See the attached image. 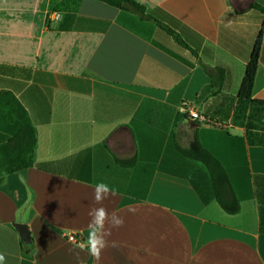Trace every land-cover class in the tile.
Returning <instances> with one entry per match:
<instances>
[{
  "label": "crops",
  "instance_id": "crops-1",
  "mask_svg": "<svg viewBox=\"0 0 264 264\" xmlns=\"http://www.w3.org/2000/svg\"><path fill=\"white\" fill-rule=\"evenodd\" d=\"M134 1L143 16L101 0H0V91L35 131L32 166L0 182V253L6 264H264V146L232 122L259 34L252 98L264 102V0ZM17 130L0 110V145ZM194 140L224 170L237 214L176 151ZM100 181L124 225L97 260L67 236L85 241Z\"/></svg>",
  "mask_w": 264,
  "mask_h": 264
},
{
  "label": "trees",
  "instance_id": "trees-1",
  "mask_svg": "<svg viewBox=\"0 0 264 264\" xmlns=\"http://www.w3.org/2000/svg\"><path fill=\"white\" fill-rule=\"evenodd\" d=\"M101 1L128 12L142 16L144 14V7L134 0ZM260 42L259 34L245 65L233 109L232 122L235 126L244 128L248 144L264 146V102L252 98ZM0 110L8 122L18 123L17 132L0 145L1 182L4 175L32 166L35 131L24 108L11 93L0 91ZM176 151L182 157L201 162L207 168L214 199L225 213L237 214L240 210L239 202L230 187L224 170L214 156L205 150L197 140H194L188 148L176 146ZM133 162L134 160L124 161L121 164L129 166Z\"/></svg>",
  "mask_w": 264,
  "mask_h": 264
},
{
  "label": "clouds",
  "instance_id": "clouds-1",
  "mask_svg": "<svg viewBox=\"0 0 264 264\" xmlns=\"http://www.w3.org/2000/svg\"><path fill=\"white\" fill-rule=\"evenodd\" d=\"M113 194V189L110 185L100 181L94 185L93 202L99 207H91L89 210V224L88 235L84 242L80 243L78 247L81 251L87 252L90 256L95 257L97 260L100 258L102 251L109 246L108 237L111 236L113 228H120L124 225L122 217L118 216L115 212L109 213L103 207V201ZM108 225L106 228L105 225ZM112 246H115L112 242ZM0 264H6V257L0 253Z\"/></svg>",
  "mask_w": 264,
  "mask_h": 264
},
{
  "label": "built area",
  "instance_id": "built-area-1",
  "mask_svg": "<svg viewBox=\"0 0 264 264\" xmlns=\"http://www.w3.org/2000/svg\"><path fill=\"white\" fill-rule=\"evenodd\" d=\"M179 111L182 112V113H186L187 116L190 119L197 120L200 123H205V122H208L209 121L207 117H205L203 115H200L199 113H197L195 110H193L188 105H185V104L180 105ZM67 240L70 241V242H72V243H75L77 245H79L80 243L83 242L79 237H76L74 234L68 235L67 236Z\"/></svg>",
  "mask_w": 264,
  "mask_h": 264
},
{
  "label": "water",
  "instance_id": "water-1",
  "mask_svg": "<svg viewBox=\"0 0 264 264\" xmlns=\"http://www.w3.org/2000/svg\"><path fill=\"white\" fill-rule=\"evenodd\" d=\"M14 226L18 230L19 237L24 244L30 243V233L26 225L21 223H15Z\"/></svg>",
  "mask_w": 264,
  "mask_h": 264
}]
</instances>
